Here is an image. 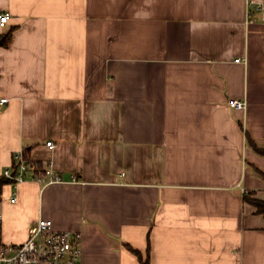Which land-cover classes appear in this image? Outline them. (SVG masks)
<instances>
[{
	"label": "crops",
	"instance_id": "crops-1",
	"mask_svg": "<svg viewBox=\"0 0 264 264\" xmlns=\"http://www.w3.org/2000/svg\"><path fill=\"white\" fill-rule=\"evenodd\" d=\"M245 1L0 0V177L22 151L76 181L4 186L3 245L45 219L81 264H264L244 200L264 203V23Z\"/></svg>",
	"mask_w": 264,
	"mask_h": 264
},
{
	"label": "built area",
	"instance_id": "built-area-1",
	"mask_svg": "<svg viewBox=\"0 0 264 264\" xmlns=\"http://www.w3.org/2000/svg\"><path fill=\"white\" fill-rule=\"evenodd\" d=\"M246 24L253 22L255 13L261 14L264 23V6L258 0H246ZM10 20L8 14H0V27H5ZM239 61H236L238 63ZM7 100H0L3 105ZM228 106L235 110H244L246 103L238 100H229ZM52 148L51 143L46 144ZM37 165L29 161L24 152L14 155V167L6 168L2 176L11 180V187L27 181H38L45 185L76 184L75 179L64 182L51 168L44 171L43 176H37ZM15 199L11 200L14 203ZM79 236L70 232H58L53 229L49 220L40 219L29 230L28 239L21 245H2L0 247V264H81L82 251Z\"/></svg>",
	"mask_w": 264,
	"mask_h": 264
},
{
	"label": "trees",
	"instance_id": "trees-1",
	"mask_svg": "<svg viewBox=\"0 0 264 264\" xmlns=\"http://www.w3.org/2000/svg\"><path fill=\"white\" fill-rule=\"evenodd\" d=\"M11 34L12 31L7 32L6 34L2 35L1 37V46L3 47H7L11 41ZM248 145L251 147V149L259 156L264 157V147H260L258 145H256L255 143H253L251 140H248ZM25 157L27 158V153L24 152ZM37 176H43L44 175V171H42V169L37 166V169L35 171ZM263 179H264V174L262 173H258ZM11 184V180L6 179L5 177L1 176L0 177V194H1V190L4 186L6 185H10ZM244 200L247 201L248 203H250L252 206H254L256 208V213L259 215H263L264 216V203L255 199H252L249 196H245ZM2 235H1V229H0V247L2 246ZM147 264V263H145Z\"/></svg>",
	"mask_w": 264,
	"mask_h": 264
}]
</instances>
